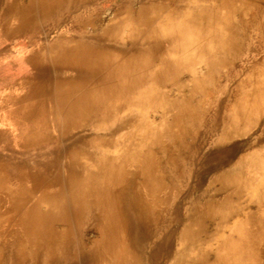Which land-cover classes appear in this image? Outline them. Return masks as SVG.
<instances>
[{"label":"bare ground","instance_id":"bare-ground-1","mask_svg":"<svg viewBox=\"0 0 264 264\" xmlns=\"http://www.w3.org/2000/svg\"><path fill=\"white\" fill-rule=\"evenodd\" d=\"M96 1L9 0L2 39L61 30L32 48L24 93L0 109L17 147L54 139L57 152L34 171L0 154V264H262L264 166H213L200 201L179 198L202 123L219 125V143L264 110L262 57L222 116L202 110L215 72L243 46L264 52V0H124L114 11ZM184 73L188 93L170 99L163 88L180 93ZM83 126L93 133L73 134Z\"/></svg>","mask_w":264,"mask_h":264},{"label":"rangeland","instance_id":"rangeland-1","mask_svg":"<svg viewBox=\"0 0 264 264\" xmlns=\"http://www.w3.org/2000/svg\"><path fill=\"white\" fill-rule=\"evenodd\" d=\"M123 1L124 0H97L96 2L102 5L103 11H114V9L121 5ZM126 2L130 3L132 6L139 4V0H127ZM8 3L9 0H0V31L3 24L6 23L4 19L7 17L6 11ZM60 30V28L57 30L56 28H49L46 29L43 34L29 32L15 36L13 35L5 39H2L0 36V50L4 48L6 49L5 55H11L9 60L5 58L4 55L0 56V106L2 104L3 108H7L6 106L8 103L5 100L6 95L13 94L17 96L24 93L25 89L20 78L32 68L31 64L28 63L29 57L33 52L32 48L37 47V45L40 44L42 37H45L46 40H54ZM252 36L254 37L251 39V45L256 47L258 46V43L255 33L249 35V37ZM241 49L239 55L234 59H231L226 68H221L219 71L215 72L214 82L210 86L212 94L208 97L210 106L208 105L205 107L204 105L202 108L205 112L206 119L216 112L218 116H222V105L232 101L237 89L242 84L241 82L248 74L247 71L251 66V60L253 58V60H257V58L261 60L264 58V52L259 53V51H251V53H248L244 46ZM197 68L199 70L201 69V71L204 69L200 68V66ZM5 76H10L11 79L8 82H5ZM181 82L180 93L176 90V86L169 85V83L163 88L164 91H167L169 94L168 97L170 99L184 97L188 93L191 83L188 80L187 73L183 74ZM198 98L200 97H197V99ZM135 113H137V111L132 110L131 114L134 115ZM125 114L127 116L130 115L129 112H126ZM9 119L7 113L0 109V129L5 131V134L8 136L7 140H0V154L2 156L12 158L15 161L16 156L20 153L21 156L28 157V169L33 171L36 170L37 167H42L43 162L52 161L57 152V143L54 139H51L46 143L36 144L32 147H17V144L15 143V133H17L15 131L16 128L10 124ZM129 129L130 127L126 124L119 133L127 132ZM207 129V123L204 121L199 128L197 138L195 139V144L198 145L199 148L196 150L194 160L188 162L186 178L182 181L180 186L181 191L179 201L182 208L187 206L190 199H192V204L201 200L202 190L205 188L208 179L212 176V171L207 175H202L204 170L212 169L214 168L213 166L216 165H221L223 169L227 170L235 165L237 166L243 157L256 160L259 165L264 166V110L256 116L252 125L243 133L236 134L232 138L229 137L219 143H216V138L219 134V125L212 128L210 133H204ZM92 131H94V129L91 127L83 126L77 130L75 129L73 134H89L93 133ZM245 169L246 174L243 176L246 178H252L256 175L254 169ZM213 193L214 191L207 192L204 199L206 201L208 200L210 203ZM241 201L243 202L244 198L241 199ZM172 245L175 247V241L171 242V246ZM204 251L213 254V249H211L209 245L205 246ZM261 262L264 264V258H261ZM143 264H150V262L146 258Z\"/></svg>","mask_w":264,"mask_h":264}]
</instances>
